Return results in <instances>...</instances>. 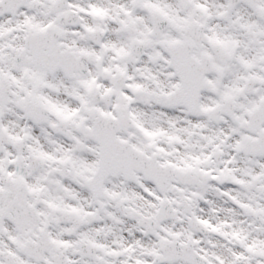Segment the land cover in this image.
<instances>
[{
    "label": "snow or ice",
    "instance_id": "1",
    "mask_svg": "<svg viewBox=\"0 0 264 264\" xmlns=\"http://www.w3.org/2000/svg\"><path fill=\"white\" fill-rule=\"evenodd\" d=\"M0 264H264V0H0Z\"/></svg>",
    "mask_w": 264,
    "mask_h": 264
}]
</instances>
